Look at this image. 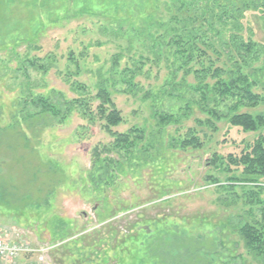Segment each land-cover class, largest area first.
<instances>
[{
  "label": "rangeland",
  "instance_id": "obj_1",
  "mask_svg": "<svg viewBox=\"0 0 264 264\" xmlns=\"http://www.w3.org/2000/svg\"><path fill=\"white\" fill-rule=\"evenodd\" d=\"M173 1L0 0V226L18 230L29 242L60 243L49 253L50 264H261L239 228L251 220L248 210L260 217L255 202L264 201V190L253 187L257 182L229 180L247 178L240 167L223 172L211 161L214 155L238 156L264 128L243 132L225 120L212 128L191 104L187 118L158 132L153 104L142 94L171 79L164 56L133 79L140 91L110 87L122 117L111 129L137 126L145 137L128 158L111 154L118 165L105 172L92 156L95 147L113 140L101 121L92 123L77 111L62 123L49 116L22 117L34 110L20 101L26 80L17 68L24 58L50 62L45 74L29 69L35 92L80 97L77 81L92 95L99 77H109L115 53H125L118 70L130 66L132 55H154L156 28L146 17L166 22ZM242 22L256 42H264V12H247ZM173 82L182 86L181 72ZM179 89L184 99L174 92L157 98L155 108L178 114L191 96L186 86ZM241 111L264 113V103ZM190 130L200 147L170 145ZM258 181L264 186V177Z\"/></svg>",
  "mask_w": 264,
  "mask_h": 264
},
{
  "label": "trees",
  "instance_id": "obj_2",
  "mask_svg": "<svg viewBox=\"0 0 264 264\" xmlns=\"http://www.w3.org/2000/svg\"><path fill=\"white\" fill-rule=\"evenodd\" d=\"M236 1V0H235ZM242 4L234 0H174V13L166 22L160 19L152 21L148 16L149 25H154L156 32L152 38L153 56L142 52L129 57L130 66L118 70L120 60L125 56L123 50L111 57L109 77L100 76L95 84L96 92L91 95L88 88L77 81L73 82L76 90L83 96L64 98V95L52 91L44 95L35 92L36 87L28 80L29 69L45 74L50 62L39 58H24L17 71L25 78L23 88L25 94L20 97L24 106H31L34 110L26 111L23 118L34 116H49L58 118L62 123L72 111L79 112L90 122H102V128L113 136V140L92 152L93 162H100L105 172L110 165L117 166V157L130 156L136 145L144 140L143 128L132 126L125 132L113 131L111 128L122 122L120 111L111 98L110 87L118 92L135 93L140 91L134 78L143 72L147 63L158 64L163 58L167 59L166 66L171 79L153 91L143 92L144 99H150L151 118L155 121L158 132L169 124H179L182 118L191 114V104L207 116L204 123L214 128V123L225 120L230 126L238 127L243 132H258L264 128V113L252 114L241 111L243 108H255L264 103V42L253 39V30L243 24L247 12H264V0H241ZM239 5V6H238ZM122 28L121 23L117 26ZM114 29V28H112ZM245 32V34H244ZM150 51V50H149ZM73 63L74 58L69 57ZM181 72L182 86L191 92L184 106L178 114L162 112L155 108L156 99L162 96H174L184 99V92L180 91L172 79ZM191 76L193 83L186 82ZM117 77V78H116ZM110 82V83H109ZM124 88H118V83ZM199 124L203 121L198 120ZM202 142L190 130L186 137L176 139L170 144L172 147L187 148L200 147ZM211 164L217 165L223 172L231 171V166L241 168L242 176L231 177V181L257 182L255 189L264 190L259 184V178L264 177V135L258 134L251 143H246L240 154H228L225 157L214 155ZM96 165V164H95ZM254 192V191H253ZM252 192V193H253ZM257 193L258 192H254ZM255 209L260 217L255 219L253 210H248L250 221H245L239 228L245 247L264 264V201L257 199Z\"/></svg>",
  "mask_w": 264,
  "mask_h": 264
},
{
  "label": "built area",
  "instance_id": "obj_3",
  "mask_svg": "<svg viewBox=\"0 0 264 264\" xmlns=\"http://www.w3.org/2000/svg\"><path fill=\"white\" fill-rule=\"evenodd\" d=\"M59 244L29 242L18 230L0 226V264H50L49 253Z\"/></svg>",
  "mask_w": 264,
  "mask_h": 264
}]
</instances>
